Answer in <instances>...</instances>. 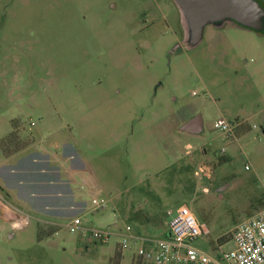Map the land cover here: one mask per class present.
Wrapping results in <instances>:
<instances>
[{"label":"rangeland","instance_id":"374dc122","mask_svg":"<svg viewBox=\"0 0 264 264\" xmlns=\"http://www.w3.org/2000/svg\"><path fill=\"white\" fill-rule=\"evenodd\" d=\"M187 110L201 133L179 131ZM221 117L244 122L235 139L214 128ZM9 121L25 142L39 129L47 147L76 144L98 179L78 213L15 207L0 187V264H154L121 250L119 233L163 237L181 204L206 229L194 244L213 252L264 208V32L208 24L191 45L175 0H0L5 152L20 143Z\"/></svg>","mask_w":264,"mask_h":264},{"label":"crops","instance_id":"0c3cea01","mask_svg":"<svg viewBox=\"0 0 264 264\" xmlns=\"http://www.w3.org/2000/svg\"><path fill=\"white\" fill-rule=\"evenodd\" d=\"M194 118H198L199 125L205 129L202 116L197 115L196 111L187 110L179 125V131L182 125ZM8 125L4 128L7 137L16 131L10 121ZM243 125L244 122H240L237 129ZM40 135L41 130L37 129L31 135L32 140L25 142L26 137L18 133V143L20 142L18 148L14 145V150L10 152H4L0 148V187L7 195V198H3L15 207L22 206L26 210L39 213H43L42 211L78 213L77 211L86 209L88 205L85 191L95 188L98 179L94 165L76 144L69 140L59 141L53 135L50 137V147H47ZM100 192L96 190L93 196L100 195ZM0 203L1 206L5 205L1 199ZM52 217L54 219L49 221L58 223L56 221L58 218Z\"/></svg>","mask_w":264,"mask_h":264},{"label":"built area","instance_id":"2783aa9c","mask_svg":"<svg viewBox=\"0 0 264 264\" xmlns=\"http://www.w3.org/2000/svg\"><path fill=\"white\" fill-rule=\"evenodd\" d=\"M240 122H229L221 117L214 128L236 138V129ZM256 124H254V127ZM93 209L107 206V201L99 195L92 198ZM169 232L160 238H151L133 231L131 225L119 235L121 250H130L133 244L137 255L154 264H264V208L250 215L233 231V236L226 243H219L213 252L197 247L194 242L206 231L200 224L193 210L187 204L179 205L172 212ZM80 217L69 223L72 230L79 228ZM93 237L99 240L110 238L108 229H93Z\"/></svg>","mask_w":264,"mask_h":264},{"label":"water","instance_id":"95a60500","mask_svg":"<svg viewBox=\"0 0 264 264\" xmlns=\"http://www.w3.org/2000/svg\"><path fill=\"white\" fill-rule=\"evenodd\" d=\"M182 11L185 41L201 42L208 24L221 26L234 22L244 28L264 32V5L260 0H175ZM198 118L180 127V131L199 134L203 131Z\"/></svg>","mask_w":264,"mask_h":264},{"label":"trees","instance_id":"16d2710c","mask_svg":"<svg viewBox=\"0 0 264 264\" xmlns=\"http://www.w3.org/2000/svg\"><path fill=\"white\" fill-rule=\"evenodd\" d=\"M15 132H17V134H18V131H17V128H16V131H14L12 134H10L9 135V137H6L7 139L8 138H11L12 136H14L13 134L15 133ZM18 138H19V136H18ZM17 140V139H16ZM0 146H2L1 148H2V150L4 151L5 150V148H3V143H2V141H1V145ZM5 152V151H4ZM55 231L54 230H50V232L48 233V235H51V234H53ZM226 242V241H225ZM224 241H221V242H219V243H225Z\"/></svg>","mask_w":264,"mask_h":264},{"label":"bare ground","instance_id":"6f19581e","mask_svg":"<svg viewBox=\"0 0 264 264\" xmlns=\"http://www.w3.org/2000/svg\"><path fill=\"white\" fill-rule=\"evenodd\" d=\"M1 204V203H0Z\"/></svg>","mask_w":264,"mask_h":264}]
</instances>
